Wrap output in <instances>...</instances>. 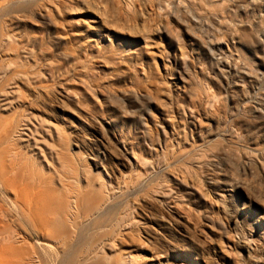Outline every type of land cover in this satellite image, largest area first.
Returning a JSON list of instances; mask_svg holds the SVG:
<instances>
[{"label":"rangeland","instance_id":"1","mask_svg":"<svg viewBox=\"0 0 264 264\" xmlns=\"http://www.w3.org/2000/svg\"><path fill=\"white\" fill-rule=\"evenodd\" d=\"M171 1L32 0L28 7L13 14V18L17 17L15 18L17 19V24L12 22L14 23L15 35L21 37L25 32L28 36L35 38L34 45L36 50L34 56L28 59L29 64L38 63V67L45 74L44 77L40 78L41 83L35 88L32 86L30 88L25 87L24 91H26V94L28 93V97H24L25 93L21 97L22 99L16 94L12 95V101H14L12 115L16 116L24 114V112L28 115L32 114L30 115L31 119H33L32 122L37 127L35 133L31 136L32 138L30 137L27 142H19V145L23 151L28 148L27 146H30L28 149L31 151L27 149L28 152H26L28 156L30 154L32 158L38 159L37 162H40L41 167L43 166L42 170L45 176L50 177V175H53L57 179L56 177L59 175L58 179L64 182L66 179L71 178L70 180L73 179L74 181L75 178H78L76 171L79 169V164L84 162L87 165H91L99 151L112 152V155L118 154L111 142L113 140L112 133L120 134L121 132L120 137L122 136L124 141L127 140L126 142L129 143L127 146H131L137 152L139 150L143 151L148 160H155L151 161L152 163L149 161L151 165L146 162L150 166L149 170H147L149 172L144 169L145 167L141 163L136 164L133 169H130L125 163L124 166L120 162L117 163V159H114V161L107 159L102 163L114 172L110 179L112 185L123 182L128 185V188L130 187L129 189H132V192L135 189L129 195L130 197L128 196L127 202L129 203L126 204L127 208H129L127 213L129 212L131 217L129 214L125 216L130 217V220L135 219L133 220V229H124L117 234H115L116 232H111L113 235H111L112 239L109 240H111L110 243L113 249L108 254L112 258L117 260L120 257L127 256L129 258L131 256L133 261L135 259V264H159L164 261L167 255L168 262L166 264H177L173 256L182 257L195 252L197 246L191 237L196 235L198 238H194L199 239L198 243L201 242L199 244H203L202 247L204 246L203 248L206 250L202 249V252H199L198 262H190V264H252L245 250L240 248L242 240L239 239H242V236H240L241 231L253 230V238L257 239L255 240L256 254L261 255L263 253L264 229H254L253 227L257 219L264 217V131H262L261 126L258 128L255 123L253 124L254 121H251V125H246L244 121L241 122V119L238 118L239 120L237 119L238 121H236L228 116L234 108L235 110L237 108L241 109L244 105L242 104L241 106V103L237 104V102L228 105L223 97L226 95L225 89L221 88L218 82L220 79L224 80V78L220 77L219 79L218 76L216 77L210 73L206 56L200 53V50H196L192 44V46L190 45L188 36L183 32L182 25L184 23L183 20L186 19L185 21H187L190 16L193 19L197 17L195 20L200 19L203 22L206 20V23H211L212 17L216 16L214 27L218 25L216 38L220 40L221 46L229 50L235 59L237 57L240 64L251 66L256 70L260 68L259 73L262 71L264 73V0H173V3ZM175 2H180L179 4H184L185 2L186 6L185 8V4L177 6L178 3ZM150 3H154V5ZM159 7L162 9L165 7L164 11H161L162 9ZM187 11L189 12L187 13ZM175 16L180 17L176 18ZM180 19L183 20L181 21ZM161 27L167 30L168 34L176 37V39L179 36L182 37L181 39H185L186 42L183 43L181 41V45L178 42L179 46L175 42L174 48L172 47L173 49L170 50L176 52L179 57L180 52L185 51L192 75L190 83H183L175 78L176 71L165 58L166 51L169 49V41L167 37L156 34V30L158 28L162 29ZM196 30L194 29L192 32L195 33ZM217 31L219 32L217 33ZM195 34H198L197 31ZM18 46L20 52H23L21 49L24 48V45L19 44ZM195 50L199 52L196 53ZM197 57H199V60H196ZM15 61L17 62L18 60ZM91 84H95V86H91ZM203 85L206 86L204 87ZM252 85L254 84L247 82L244 88L238 86L239 88H234L235 90L237 89L236 92L234 89H231V92L233 90L232 94L239 98V95L242 97L247 93L245 87L251 89ZM104 86L106 87L104 89L112 91L111 93L117 90V92H135L134 90H136L135 93L138 94H143V91L147 93V95H144L151 99L150 107L152 112L148 127L154 130L156 128L154 127L155 123L168 120V132L172 131L171 128L174 129L178 126L183 128L181 127L182 125L177 124V118H175L176 115L174 113V110L178 109L177 102H182L181 97H186V100L183 101L186 106L189 105L190 107L192 105L193 109H195L194 106L198 105L195 101L199 98L206 101V99H209L207 97L210 94L212 95H210L211 99L213 96L216 98L218 96L219 98L217 99H221L220 106L223 107L222 110L226 108L217 112V115L214 114L213 118L210 115H203L200 118L203 130H206L209 121H223L220 124L221 126H219V130H217V135H211L206 139L207 143L205 145L208 147H203L207 151L212 149L221 150L220 156L222 157L217 162L218 166L213 168L209 163L203 162L202 158L203 166L201 171L198 165V157V161L195 160L196 157H194L195 159L175 157V154H179V149L176 150L170 138L167 142L168 144L166 143L168 146L166 145L165 156H161L163 158H158L159 160L156 159L150 148L144 145L141 134L132 130L131 123L136 120L122 117L120 111L107 103L104 98L105 91H102ZM112 86L114 89L110 90ZM207 90L210 92L209 95L206 92ZM204 91L206 92L205 94ZM211 92H214L217 96ZM102 93L104 95H101ZM218 93L221 95H218ZM250 93H248L249 96L254 95L253 92L250 91ZM188 94L191 95L190 98H187ZM14 97H17L19 101H16L17 98L15 99ZM176 100L178 101L176 102ZM202 105L203 102L199 106L201 112L204 111L200 109L204 108V105L203 107ZM226 110L228 111L226 112ZM89 112L93 115L96 114L95 117L98 119V123L90 120L88 117ZM203 113L207 114L206 111ZM111 120L116 122L115 126L107 124ZM99 122L102 126H99ZM101 127H105V131ZM100 129L104 131H102L103 135ZM97 138L100 140H97ZM107 138H109V143ZM63 141L73 148V151L76 150V154L74 153L76 156L72 154L73 160L71 159L70 162H66L61 156H58L59 158L57 159L59 150L63 148ZM75 144H78V147H73ZM171 147H175V150L172 149L175 153L171 151L173 153L172 156L171 153L168 154L169 152L167 153L166 151H170L171 149L167 148ZM188 147L186 146L185 150H190V148L187 149ZM148 153L152 154V157L147 155ZM245 153L253 155V157L251 156L253 158V160L251 159L252 163H248L249 167L247 166L250 170L247 169L246 171L242 168L244 162L242 157ZM256 153L257 158L254 157ZM33 154L34 157L32 156ZM156 161L159 162L157 163ZM46 163L47 165L49 163V165L47 166ZM204 164L207 165L205 166ZM50 166H53V169ZM215 169L217 170L215 171ZM152 170L155 172L150 173ZM73 171L75 175L77 174L75 178ZM242 171L245 174H242ZM164 176H166V179ZM147 178L148 180H146ZM209 179H219V182L222 181L220 182L221 191L227 196L233 195L234 200L227 199L229 200L227 201L229 209L225 210L226 208L219 207V204L215 202V189L207 183L210 181ZM96 180L94 179L93 183L98 186L99 181L97 183L95 182ZM64 182L62 183L66 187L64 186L65 189L61 190L60 198L73 197L77 194V190L80 187L84 188L86 186L84 181L81 182L82 186L80 185L79 188L75 182L71 183L72 181L69 180L67 184ZM179 182L186 183V185H194L200 191L201 199H198L197 202L192 200L189 203L190 205L182 202V200L180 201L179 198H181L182 193L180 192L181 187L178 185ZM142 183L145 184L142 185ZM237 184L243 188L241 187L240 190H233L232 192V187ZM160 186L164 187L161 188ZM165 188L168 190L174 189L178 194L174 193L171 198L160 195L159 197L157 195L158 192L165 190ZM248 194L251 197H248ZM174 196L179 201H176V198L174 200ZM160 200H165V205L160 203ZM236 202L243 205L245 209L231 220L228 217H230V213L235 206L233 203ZM73 206L75 205L73 204ZM183 206L184 209L182 208ZM85 207V205H80V209H85ZM167 208L172 211H167ZM186 208L190 213L186 212ZM172 216L173 218L170 219ZM174 217L178 221L174 220ZM236 219L238 220L237 223ZM184 223L186 224L184 225L185 227L182 226ZM262 224L264 225V220ZM172 226H174V229ZM224 227L225 229H223ZM235 231H239V233L237 234ZM180 232L184 235L180 234ZM238 240L240 243H238ZM189 245L190 248L187 249L186 247H189ZM174 247V250L177 251L171 249ZM240 253H242V256ZM210 257H212V261H210Z\"/></svg>","mask_w":264,"mask_h":264},{"label":"bare ground","instance_id":"2","mask_svg":"<svg viewBox=\"0 0 264 264\" xmlns=\"http://www.w3.org/2000/svg\"><path fill=\"white\" fill-rule=\"evenodd\" d=\"M31 2L32 0H0V264H135L134 262L136 261L135 259L133 261L132 259L133 257L131 256H129V258H127V256L123 258L120 257L116 260L108 254V252H110V250L113 249V246L110 243L111 240H109V239H112L111 235H113L114 232H116L115 234H117L118 232H121L124 229H128V228L131 230L133 229V220L135 219H132V220L129 219L131 215L129 214V212L127 213V211H129V208H127L126 204L129 203L127 202L128 196L131 193H133L135 189H133V192H132V189H129L130 187L128 188L127 187L128 185L127 184L125 185V183L123 182L117 183V185H112L110 179L112 178V175L114 174V172L112 171L111 168H108L106 165L102 163H104V160H107V159H109L110 161H114V159H117V163L120 162L123 166L126 164L127 166L130 167V169L135 168L136 164L141 163L145 167L144 169L147 171L149 170V167H150L149 161L153 162L155 160H148V158L146 157L143 151L139 150L137 152L134 149H132L131 146H130L131 148L127 146V144L129 143L126 142L127 140L124 141L122 136L120 137L121 132L120 134L112 133L113 138L112 137L111 138L113 140H111V142L113 143L115 147L113 148L116 149L115 151L118 152V154L115 153V155L117 156L112 155L113 153L111 152V150L110 152L112 154L109 152L107 153L106 151H99L95 155L94 160L92 161L93 163L91 165H87L84 162L83 163L79 162L80 163L79 169L76 171V173L78 174V178H75L77 174L75 175V172H74L75 170H74L72 172L75 175L74 181L73 179L70 180L71 178L68 180L72 181L71 183L75 182L78 188L80 187L82 181L86 183V186L84 188L83 187H80L79 189L77 188L78 192L73 197L69 196V197L60 198L59 197V195H61L60 192L65 186L62 183L64 181H61L58 179L59 175L58 177H56L57 179H55L53 175L52 176L50 175V177H47V175L45 176V173H43V170H42L43 166L41 167V164H39L40 162L39 163L37 162L38 159L36 160L32 158L30 154L28 156L27 149L30 148V146H27L28 148L26 150L24 149L25 151H23L22 147L19 145V142H22V141L27 142V140L33 135V133H35V130L37 127L32 122L33 119H31V116H30L32 114L28 115L26 112H24V114H18L16 116L12 115V105L14 104L13 103L14 101H12L13 100L12 95L16 94L19 98H21L24 95V93L25 95H27L28 93L26 94V91H24L25 87L30 88L32 86L35 88L39 83H41L40 78L42 76L44 77L45 75L43 73V70L40 67H38V63H35L34 65H30L28 62V59L34 56V53L36 50L35 45H34L35 38L28 36L27 34H25V32L22 35L20 34L21 37H18L17 35H15V31L13 28L14 23H12V22H15V24H17L16 23L17 19H15L17 17L13 18V14L22 11V9L28 7L31 4ZM171 2L173 3V0ZM175 3H178V2H175ZM179 3L177 4V6L178 5L183 6L185 4V2L184 4L182 3L179 4ZM150 4L154 5V3H150ZM185 6L186 4L184 5V8ZM176 7H173V8H176ZM164 8L163 9L160 8L162 9L161 11H164ZM188 12L189 11H187V13ZM187 13L185 14L186 17H187ZM177 17L179 18L180 16H177ZM215 17H212L211 23L210 22L206 23V20L205 22H203V20H200V19L195 20L197 19V17L193 19L192 16H190L189 19L187 18L189 21L188 20L185 21L186 19L185 20L180 19L181 21L182 20L184 21L182 25L183 32L185 33V35L188 36L187 38H188V41H190V45L192 44L196 50H200V53L206 56V59L209 62L208 65H209L210 73L214 74L216 77L218 76L219 79L220 77L224 78V80L220 79L218 82H219V86L225 89L226 95H224L223 97L225 101L228 103V105L232 104L233 102H237V104L241 103V106L242 104L244 105L241 107V109L237 108L235 110L234 108L232 111H230L231 112L230 114L228 113L229 114L228 116L236 121L241 119L242 120L241 122L244 121L246 125H249V124L251 125L252 124L251 121H254L253 124L255 123L258 126V128L259 126H261L262 131H264V73L263 71L259 73L260 68L256 70V69H253V67L251 66L248 67L244 64H240L238 62L237 57L235 59V57L231 55L232 53H230L229 50H226L221 46L220 40L216 38L217 36L216 28L218 27V25L214 27V24H216ZM199 18H202V17L200 16ZM159 28L158 30H156L157 31L156 34H158L159 36L167 37L169 41V49L166 51L165 58L167 62L176 71L175 78L183 83H190L192 81V75H191L189 65L187 62V55L184 53L185 51L184 52L181 51L180 57H179L178 55H176V52H172V50H170L174 48L173 46L175 42L177 45H178V42H179V45H181L182 42L183 43L186 42L185 39L184 38L181 39L182 38L181 36H179L180 39L179 38L176 39V37H173L170 34H168L167 30L163 29L162 27H161L162 29H159ZM194 29L195 30L197 29L196 30L198 33L197 35L195 34L196 31L195 33L192 32ZM218 32L219 31H217V33ZM19 44L24 45V48H22L23 50L21 49V51L23 52H20V49L18 46ZM198 52L199 51H196V53ZM13 57H15V59H13ZM198 58L199 57H197L196 60H199ZM15 60H18V61L16 62ZM247 82H250V84L252 83L254 85L251 86V89L249 88L250 90L247 89V87H245V89L247 90V93H245L242 97H240L241 95L238 96L239 98L235 97V95L232 94V92L234 91L232 90L231 92V89H234L235 87L237 88L238 86H241V88H244V85ZM99 84H102V83H99ZM92 85L95 86V84H91V86ZM105 86L102 89L106 88ZM203 86L205 87L206 85H203ZM111 88L112 89L110 90L114 89L113 86ZM102 91H105L104 92L105 95L104 93H102L101 95H104V98L107 101V103L113 108H115L116 110L120 111V113H122V117L136 120L135 122L131 123L132 130L135 133L141 134L140 136L143 137L144 145L150 148V151L153 152V155L156 156V159L163 158L165 156V149L168 146L167 142L170 138V140L173 142V145L176 147V150L179 149L178 150L179 154L177 155L175 154V157L178 156V157H181V159L196 157V159L194 158L195 160H197V157H198V160H199L198 165L201 171H202V166H203L202 158H203V162L209 163V165L212 166L213 168L215 166H218L217 162L222 157L220 156L221 150L212 149L211 151H207V149L205 150V148H207L208 146L206 147L205 144L207 143L206 139L209 136L217 135V130H219V126H221L220 124L223 121L222 120L215 121V122L209 121L207 123L208 124L207 128L205 127L206 130L205 129L203 130V126L201 124L202 122L200 123L201 121L200 118H202L203 115H207V116L210 115L213 118V115L214 114L217 115L218 114L217 112H220L223 108L220 106L221 99L220 100L217 99L219 97L214 92L213 93L215 94V96H217V98L213 96V98L211 99L210 98L211 94L209 95L210 92H208V90L206 92H208L207 94L209 96L207 98L209 99H206V101L204 100L205 102L201 98L199 99L197 98L198 100L196 99L197 101L195 102L198 105L194 106L195 109H193L192 105L189 107L188 104H187L188 106H186L185 103H183V101L186 100L185 96L181 97L182 102H177L178 100H176L178 109H176V111L174 110V113L176 115L175 118H177V124L179 123L180 125H182L181 127L183 128H180V126H178L179 128L178 127H175L174 129L171 128L172 131L168 132L167 130L168 120H164L161 123L160 122L155 123L154 127L156 128L154 130L151 127H148V123L150 122V119L152 116L151 107H150L151 99L148 96H146L147 93H145L144 91H143V94L135 93L136 90H134L135 92H128V91L117 92L118 91L117 90L116 91L117 93L114 91H113L114 93H111L112 91H108L107 89H104ZM250 91L253 92L254 95L249 96V94H251ZM206 92L204 91V94ZM220 93H218V95L223 94V93L221 94ZM190 94L187 95V98L191 97ZM25 95L24 97H28V95L27 96ZM17 100L18 98L16 99V101ZM202 102H203L204 108H200V109L204 110L203 112L206 111L207 114L199 110V106L202 104ZM228 110H226V112ZM95 116L96 114L95 115H93L92 113L88 114V117L90 118V120L98 123V119ZM107 124L109 125L112 124V126L113 125L115 126L116 122L111 120ZM171 125L173 126L172 123ZM203 125L205 124L203 123ZM99 126H102L101 123ZM101 128H104L103 130L105 131V127H101ZM103 130H101L100 132L102 133ZM98 139L99 138H97V140ZM108 140L109 138H107V142L109 143L110 141ZM103 142L106 143L105 140H103ZM67 145L68 144L66 143L63 144V148L59 150L57 154V159L59 158L58 156H61V158L64 159L66 162H70L72 159V154L75 155L76 150L73 151L74 149L71 148L69 145L68 146ZM186 146H189L187 149L190 148V150H185ZM73 147H78V144L77 145L75 144ZM175 147L167 148V149H171L170 151L166 150L167 153L168 152H169L168 154L171 153V156H172L173 153H175L173 152L172 149L175 150ZM147 155H150V154L148 153ZM32 156L34 157V154ZM251 156L253 157L251 153H249V155L248 153L247 154L245 153L242 157L244 161V162L242 161L243 162L242 168L245 171L249 169L248 163H252L251 159L253 160V158ZM254 157L257 158V153L254 154ZM153 159H155V157H153ZM146 162H148L149 164L147 163L148 164L147 165ZM204 165L206 166L207 164H204ZM50 167L52 168L53 166H50ZM216 170L217 169H215V171ZM151 172H155V171L152 170L150 171V173ZM241 173L245 174V172L243 171ZM164 177L166 179V176ZM94 179H97L95 181L97 183L99 181L98 186H96L93 183ZM68 180L66 179L64 183L67 184ZM146 180H148V178ZM209 180L210 181L207 183H209V185L213 186V188L215 189V191L213 190L216 193L215 202L219 204V207L221 206L223 207V209L226 208L225 210H227L228 208L227 201H229L227 199L230 198V200L231 199L234 200L232 197L233 195L227 196L225 193H223V191H221L222 187H220V182L222 181L219 182V179L218 180L209 179ZM144 184L142 183V185ZM225 184L227 183L225 182ZM178 185L181 187L180 192L182 193L181 198H179L180 201L182 200V202L190 205L189 203H191L192 200L197 202L198 199H201L200 193H199L200 191H198L194 185L193 186L186 185V183L183 184L180 182ZM232 186H233V183H232ZM160 187L162 188L164 186H160ZM241 187L242 186H239L237 184L235 187H232L233 189L232 188L230 189H232L231 191L233 192V190H240ZM165 190L167 191L165 192ZM165 190L159 191L157 195L158 196L160 195L162 197L171 198L173 197L172 195L174 193H177L174 191V189L168 190L165 188ZM175 196H174V200L176 198ZM249 196L250 195L248 194V197ZM177 198H178V195H177ZM177 198H176V201L178 200ZM159 202L162 203L163 205H165L166 203L165 200L163 201L160 200ZM73 204L75 206H73ZM233 204L235 206L232 212L230 211L231 212L230 217H228L231 220L236 218L237 214L240 211L245 209V207L238 202L233 203ZM80 205H85L86 206L85 209L83 208L80 209ZM163 208L166 210L165 207ZM182 208L184 209V206ZM132 210H135V209H132ZM167 211L171 212L172 210L170 211L167 208ZM186 212H188V209L186 210ZM126 214L127 215L129 214L130 217L129 218L125 217L127 216ZM169 216H171V214ZM172 218L173 216L170 219ZM174 220H176V218ZM263 220H264V217L257 219V221H255V225L253 228L254 229L256 228L264 229V225L262 224ZM237 222L238 220L236 221V223ZM186 223L188 224V222ZM184 225L186 224L185 223L182 224V226ZM114 227L116 229H111ZM172 227L174 229V226ZM223 229H225V227ZM188 230L190 231L189 228ZM235 232H237V234L239 233V231H235ZM240 233H241L240 236H242V239L238 238L239 240H242L241 242L242 246L240 248H242V250H245L246 254L248 255L247 257H249L251 260V263L252 264H264V250L262 251L263 253L261 255L260 254L258 255V253L256 254L257 249H256L255 240L257 239L253 238V230L250 229L249 231H246V232L241 231ZM180 234L182 233L180 232ZM197 234H200V233H197ZM194 237H196V235L195 236L192 235L191 239L194 243H196V246H197V248L195 249V252L192 254L186 255V256H182V257L173 256L177 264H186V263L190 264V262L193 263V262L199 261V256H200L199 252H202V249H204L203 248L204 246L202 247L203 244H199L201 242L198 243L199 239L198 240L196 239L198 237L196 238ZM239 240H238V243H240ZM175 247L171 249L174 250ZM186 248L189 249L190 245L189 247H186ZM205 250L206 249H204V251ZM174 251H177V250H174ZM240 254L242 256V253ZM207 257H208V254H207ZM211 258L212 257H210V261H212ZM167 262H168V257L166 255L164 258V261H162L159 264H166Z\"/></svg>","mask_w":264,"mask_h":264}]
</instances>
